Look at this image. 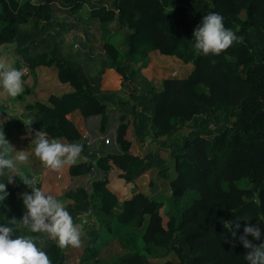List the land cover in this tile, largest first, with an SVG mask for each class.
<instances>
[{
	"label": "trees",
	"instance_id": "1",
	"mask_svg": "<svg viewBox=\"0 0 264 264\" xmlns=\"http://www.w3.org/2000/svg\"><path fill=\"white\" fill-rule=\"evenodd\" d=\"M52 1L0 0V47L15 43L32 72L40 66H55L60 82L74 88L61 97L51 95L49 104L38 101L27 110L35 113L49 138L84 145L77 163L68 166L64 174L61 195L74 202L67 210L73 217L92 212L99 221L89 234V258L96 257L97 244L105 241L102 231L111 233L116 219L131 227L134 236L140 235L147 255L154 259L165 258L174 250L181 264H248V250L239 240L245 225L259 227L261 240L253 242L264 243V0H212L214 6L206 0H104L113 7L105 2L95 7L90 23L84 25L91 29L92 38L101 37L111 24L117 33L126 35L127 43L122 60L119 48L100 40L103 73L110 69L122 80H131L137 73L131 62L146 60L156 51L196 66L184 96L180 95L182 106L173 96V82L168 81L166 105L141 94L132 96V105L125 111L112 113L83 69L63 59L46 29L38 26V22L53 25L57 13ZM62 1L80 20L79 12L88 0ZM209 13L222 15L225 27L242 38L219 56H204L194 48L195 21ZM31 21L34 25L29 29L20 28ZM18 67L23 68L21 64ZM200 79L211 87V96L199 93ZM75 112L86 121L100 119L103 133L115 129L113 142L120 148L115 157L109 159L113 155L90 150L69 118ZM172 118L181 124L191 118L196 130L187 135L175 155L176 177L169 185L171 208L165 225L160 196L138 193L136 180L158 161L153 157L147 165L138 155L145 145L147 128L154 135H173L177 131L168 127ZM88 177L94 178L91 186H71ZM7 181V176L0 177L8 192L6 199H0V225H7L13 217L22 218L26 209L21 194L31 193L23 183ZM37 181V187L57 197L56 186L47 190L48 178ZM167 181L159 171L155 192L166 190ZM119 205L122 211L117 214ZM20 235L34 241L46 234L20 229L13 238ZM41 250L52 264H66L67 253L56 241L50 240ZM121 264L154 263L135 253L123 258Z\"/></svg>",
	"mask_w": 264,
	"mask_h": 264
},
{
	"label": "rangeland",
	"instance_id": "2",
	"mask_svg": "<svg viewBox=\"0 0 264 264\" xmlns=\"http://www.w3.org/2000/svg\"><path fill=\"white\" fill-rule=\"evenodd\" d=\"M20 3H26L31 1L35 4L41 0H18ZM211 6L213 5L212 0H206ZM104 0H88L84 5L83 9L79 12L80 20L77 17L71 15L70 6L66 5L62 0H53V7L57 12V16L53 21V25H49L45 22H38L39 27H44L51 36L52 44H56L54 48L58 49L61 57L68 62L76 63L80 66L85 74H87L88 80L93 86L96 93L100 98L107 103L109 111H125L132 105V96L148 94L151 98L155 97L161 104H167L169 97L167 94L168 86L166 82L172 81V92L176 102L182 100L183 90L187 88L188 81L195 71L196 66L194 64H186L181 60L162 55L159 52H153L150 57L146 60L136 58L131 62V67L137 72L136 77L124 81L121 77L117 76L113 70H104V53L100 49V40L110 42L114 44L121 51V59L125 58L124 46L127 43L126 35L117 33L113 26L110 24L104 30L101 37L97 35L91 38V29L86 28L84 24H89L91 20V11L95 7H99L104 4ZM109 6L113 7L112 3L105 2ZM243 18L245 13H242ZM202 19H196V26L201 23ZM33 21L27 26H20L22 30H27L33 26ZM74 25L75 27L73 28ZM59 33L60 36L58 35ZM93 47L94 50V61L85 66V55L88 53L87 47ZM16 44L5 45L0 48V59H3L7 65L16 67L19 69V64L23 68L27 69L23 79L24 91L19 96L12 98L7 95L2 88H0V131H3L6 139L14 147L11 153L14 158L18 151H24L28 155V160L24 163L17 162L18 172L12 173L13 182L23 183V179L20 176V172L27 177L35 176L37 180L43 181L48 178L46 182L47 190L52 187L56 189V199L61 201L66 210L69 206H72L74 202L63 195L61 190L65 183L64 174L68 168L60 171H52L46 168L40 159L34 154V143L32 140L35 139L36 131H44L39 124V121L34 112L27 110V106L38 102L37 94L39 89L42 91L46 90L45 86L39 84L35 72H32L25 64L24 58L16 50ZM65 48L71 50L75 57H71L69 53L61 52ZM91 51V49H90ZM57 82L55 79L50 78L48 85L52 88H56ZM198 91L201 94L211 96L213 91L211 87L202 79L198 82ZM55 95V94H51ZM185 103V102H184ZM49 104V103H48ZM186 104V103H185ZM182 106V101L179 103ZM28 120L33 121L30 126H26L23 122ZM75 124L81 133L82 139L87 144L92 152H100L103 150L106 154H111L109 159L115 157L116 153L120 150L114 143L105 144L106 138L110 137L115 140V129L112 128L107 133H103L100 130V119H93L90 121L81 120V117H75ZM23 121V122H22ZM196 125V124H195ZM117 126V124H116ZM114 125V127L116 128ZM168 127L175 129V134L168 135L163 133L160 135H154L153 132L147 128V134L145 139V145L138 155L147 165L154 158L158 161H154L151 164L149 171L140 176L136 180L138 193H144L145 195L152 197L159 195L158 201L162 204L161 214L164 218V224L168 222L167 213L171 208L170 198L172 189L170 183L175 179V164H176V152L179 151L180 144L184 143L187 135L192 132L194 121L191 118H187L184 124L177 122L174 118L168 120ZM31 129V132L29 131ZM179 130V131H178ZM49 138V137H48ZM51 139V138H49ZM104 142L105 148H101L100 143ZM116 142V140H115ZM148 154H154L155 156H148ZM154 157V158H153ZM162 161L161 166H159ZM159 171L162 175L168 178L167 189L164 191L155 192L157 186V175ZM56 177L54 181H50L51 178ZM94 182L93 177L81 179L71 183V186H91ZM246 183H242V186ZM56 186V188L54 187ZM48 190V191H49ZM122 211V205H119L115 209V213ZM72 216V213L69 211ZM73 217V216H72ZM75 224L81 225L83 231L86 233V237L83 240L82 246L79 248H72L69 246L65 248L67 253L66 264H121L123 258L130 254H139L140 256L146 257L151 263L154 264H181L179 255L171 250L165 258L154 259L147 255L146 246L140 235H135L131 227L122 226L115 219L113 222V230L109 233L107 230L102 231L104 242L97 244L98 254L96 257L89 258L90 251V237L89 234L97 228L99 221L92 212L83 213L73 217ZM51 239L47 235L40 238L34 239L36 246L42 248L45 244L49 243Z\"/></svg>",
	"mask_w": 264,
	"mask_h": 264
},
{
	"label": "clouds",
	"instance_id": "3",
	"mask_svg": "<svg viewBox=\"0 0 264 264\" xmlns=\"http://www.w3.org/2000/svg\"><path fill=\"white\" fill-rule=\"evenodd\" d=\"M194 48L204 56H219L238 40L237 35L224 25V18L219 13H209L204 15L201 23L193 32ZM26 68H16L7 65L0 59V88L8 96L15 98L24 91L23 77ZM23 122V121H22ZM33 121L23 122L30 126ZM31 132V129H29ZM34 143V154L40 159L42 164L52 171L60 172L65 166H73L81 157L84 145L79 142L62 143L59 139H49L45 131H36ZM13 146L6 139L3 131H0V177H8L7 183H13L11 174L18 172L17 162L24 163L28 160V155L24 151H18L13 158L11 153ZM87 159L86 157L84 158ZM23 177L24 185L31 189V193L21 194L23 205L26 209L22 218L15 217L8 219L7 225H0V264H52L47 253L36 246L30 237L23 235L13 238L14 232L20 229H28L33 233H45L49 239L56 241L61 249L79 248L82 246L86 233L81 225L75 224L73 217L66 210L64 204L53 195L46 194L44 190L37 187V178H29L19 173ZM0 199H6V183L0 182ZM236 228L240 225L235 224ZM244 234L239 237L243 247L248 251L245 259L248 264H264V243L256 244L253 241L261 240V230L259 227L246 224L243 229ZM232 236L235 239L236 233ZM251 236L252 240L248 237Z\"/></svg>",
	"mask_w": 264,
	"mask_h": 264
},
{
	"label": "crops",
	"instance_id": "4",
	"mask_svg": "<svg viewBox=\"0 0 264 264\" xmlns=\"http://www.w3.org/2000/svg\"><path fill=\"white\" fill-rule=\"evenodd\" d=\"M107 6H109L108 4H106ZM57 13V12H56ZM2 48V47H0ZM91 49V51H90ZM69 53V55L73 58L75 57L74 54L71 52V50H68V48L63 47V50H61V52H66ZM87 51L88 53H86L85 55H82V57L86 58V62H85V66H88L87 63L91 64L94 61V50L93 47L91 46L90 48L87 47ZM35 76L37 77L39 84L43 86H45L44 91H42L41 89H39V94H37L38 100L41 101L42 103L48 104L49 103V98L51 97V94H55L57 96H62L64 94L67 93H72L74 92V88L69 84H63L60 82L59 80V71L55 66L52 67H47V66H40L36 69L35 71ZM50 78L55 79L57 82L56 88H52L51 86L48 85V82L50 80ZM75 117H81V120L83 119L84 121H86L79 112H75L74 114H72L71 116H69V118L75 123L74 118ZM76 125V124H75ZM101 144V148H105L104 142L100 143Z\"/></svg>",
	"mask_w": 264,
	"mask_h": 264
},
{
	"label": "built area",
	"instance_id": "5",
	"mask_svg": "<svg viewBox=\"0 0 264 264\" xmlns=\"http://www.w3.org/2000/svg\"><path fill=\"white\" fill-rule=\"evenodd\" d=\"M110 143H114L113 140L110 137L106 138L105 144H110ZM114 145H115V143H114Z\"/></svg>",
	"mask_w": 264,
	"mask_h": 264
},
{
	"label": "water",
	"instance_id": "6",
	"mask_svg": "<svg viewBox=\"0 0 264 264\" xmlns=\"http://www.w3.org/2000/svg\"><path fill=\"white\" fill-rule=\"evenodd\" d=\"M36 20L38 21L39 19H38V18H36Z\"/></svg>",
	"mask_w": 264,
	"mask_h": 264
}]
</instances>
